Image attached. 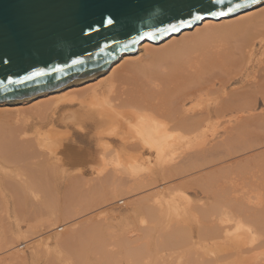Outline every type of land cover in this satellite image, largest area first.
I'll use <instances>...</instances> for the list:
<instances>
[{
  "label": "bare ground",
  "instance_id": "6f19581e",
  "mask_svg": "<svg viewBox=\"0 0 264 264\" xmlns=\"http://www.w3.org/2000/svg\"><path fill=\"white\" fill-rule=\"evenodd\" d=\"M258 55H264V8L217 20L206 17L177 36L142 41L107 72L16 103L0 102V264H264V202H255L248 186L244 191L249 196L243 193L244 182L235 175L242 160L235 161L236 172L235 167L233 173L218 172L214 149L223 150L222 140L211 144L204 137L206 130H217L214 120L221 118L225 121L218 131L224 133L243 136L247 127L264 128V75L248 84L242 81L262 59ZM231 81L241 85L227 89ZM252 136L246 137L249 143ZM85 138L87 145L94 144L97 157L81 146ZM253 142L254 149L264 144ZM238 143L232 142L236 147L244 144ZM240 145L237 149L251 147ZM233 150L227 154L236 155ZM261 153L243 156L257 163L251 171L248 162V167L242 164L247 170L239 168L240 178L241 172L258 176V167H264ZM192 163L201 167V204L191 205L192 199L180 197V192L176 202L167 197L169 188L175 189L171 184L161 183L167 192L159 191L160 181L195 170ZM139 168L148 173L141 175ZM87 172L97 182L74 201L75 188ZM192 180H186L188 185ZM239 183L241 193L235 189ZM131 193L141 195L135 201L126 197L136 205L130 212L135 222L123 224L128 225L122 230L127 236L122 247L112 245L121 232L113 233L115 217L104 218L105 210L95 212L97 218L104 214L101 222L91 215L92 225L74 218ZM71 217L73 228L58 229ZM110 245L117 249H107Z\"/></svg>",
  "mask_w": 264,
  "mask_h": 264
},
{
  "label": "water",
  "instance_id": "95a60500",
  "mask_svg": "<svg viewBox=\"0 0 264 264\" xmlns=\"http://www.w3.org/2000/svg\"><path fill=\"white\" fill-rule=\"evenodd\" d=\"M207 6L208 0H0V59L7 61L0 63V102L16 103L101 73L144 40L157 43L191 30L201 21L189 13L203 14ZM180 20L185 27L164 31ZM37 71L47 74L8 83Z\"/></svg>",
  "mask_w": 264,
  "mask_h": 264
},
{
  "label": "rangeland",
  "instance_id": "374dc122",
  "mask_svg": "<svg viewBox=\"0 0 264 264\" xmlns=\"http://www.w3.org/2000/svg\"><path fill=\"white\" fill-rule=\"evenodd\" d=\"M258 56H259L258 58H261V56H262V59H264V57H263L264 55H258ZM262 59H257V61L254 62V64H252V66H254V67H253V69H252L251 71H249V73H248L249 77H248V76H247V78L244 77V78L242 79V81L245 80L246 82H245V81H244V82L248 84V81H247V80H249V81L252 80V81H253V80H254V76H256L255 79L257 80V77L259 78V75H260V76H263V75H264V73H263L264 69H262V68H264V67H263L264 60H262ZM260 60H261V61H260ZM259 61L262 62V63H261L262 65H261L260 63H258ZM256 63H257L258 65H257ZM260 65H261V66H260ZM258 67H259V68H258ZM261 67H262V68H261ZM260 68H261L263 71H262ZM259 69H260V71H259ZM105 71H106V70H105ZM105 71H104V72H105ZM257 71H258V73H259V72H260V73H259V74H258V73L256 74ZM104 72H103V73H104ZM106 72H107V71H106ZM250 72H251L252 74H251ZM257 75H258V76H257ZM221 78H222V77H221ZM252 81H251V82H252ZM228 84H229V85H228ZM228 84H227V89H230V88H238V87L241 85V82H239V81H237V82H233V81H231V82H229ZM232 84H233V85H232ZM232 86H233V87H232ZM237 86H238V87H237ZM203 103H204V102H202V104H203ZM200 106H201V103L199 104L198 107H200ZM203 106H204V104H203ZM203 106H201V107H203ZM221 119H222V120H221ZM221 119H215V120H214L215 123H217V121H218V124H216V126H215V128H216L217 130H215L214 128H210V129L206 130V131H209V130H210L209 132H212V135H210L209 132H207V134H205L206 132L204 133V137L206 138V141H207L208 143H211V144L213 143V144H214L217 140H219V141L222 140V141L225 143V145H224V144H222V141L220 142L221 146L223 145V146L221 147V149H223V150H217V149H220V148H217V149L215 148V149H214L215 154H216V159H218V160H216V161H217V162L219 161L218 163L216 162L217 166H215V168L219 169L218 172H222V173H224V172H226V171H230V169H232L230 172L233 173V172H234V169H235V172H236V170H237V169L239 170L240 167H241V168H240V170H241V169L244 167V165L247 166V167H248V165H250V166L247 168V169L249 170V168L251 167V165L257 163V159H256V162H255V160H254V163H253L252 160H251L252 164H249V163H251V162L246 161V160H245L246 158L243 157V156H246V155L248 156L249 154H250L251 156H253V155H259V154L261 153V151H262V153H261L262 155H260V156H263V159H262V160L264 161V154H263V153H264V144H260L262 147H261V146H257V147H256L257 149H256V148L254 149L253 144L251 143V142H253V140H256V141H258V140L263 141V140H264L263 138H259V137L261 136V133H262V135L264 134V130H263V129H264V128H263V127H264V124H263V126H262L263 129H260L261 127L258 126V125H257L256 127L253 125V128H252V126H251L250 128L247 127L248 129L246 128V130H245L246 132H248L249 134H251L252 131L255 130L256 133H255V131H254L253 134L249 135V134H247L245 131H243V136H244V134H245V135H248V136H244V137H243V136H240V135H239V133L241 134V132H238V131H236L237 134H236V132H234L235 134H233V132H232V133H227V132L224 133V130H223V129H222V130H223L222 132H221V131H218V130H220V129L222 128V126H223V123H222V122L225 121L223 118H221ZM219 120H221V121H219ZM219 123H220V124H219ZM254 124H256V123H254ZM219 127H220V129H218ZM257 127H258V128L260 127V128H259L260 130H259ZM213 129H214V130H213ZM249 129H250L251 133H250ZM251 129H252V130H251ZM211 130H212V131H211ZM247 130H248V131H247ZM261 130H262L263 132H262ZM213 131H214L215 133H214ZM216 131H217V133H216ZM257 132H259V133H257ZM260 132H261V133H260ZM226 133H227V134H226ZM222 134H223L224 137H222ZM228 134H229V135H228ZM255 134H256V135H255ZM218 135H219V136H218ZM225 135H228V136H225ZM252 135H255L257 138H255V137L252 136ZM213 136H214V137H213ZM231 136H232V139H233L234 141H233L232 139L228 140L229 137H231ZM234 136H236V137H234ZM238 136H240V137H238ZM249 136H252V137H253V138H252L253 140H252L250 143L248 142L249 139H246V137L249 138ZM204 137H203V138H204ZM241 137L244 138V139L242 140V141H244V142L240 141L239 143H241V144L244 143L243 145H240V144L237 142V141H239V140H236V139H239V138H240V140H241ZM261 137H263V136H261ZM205 138H204V139H205ZM220 138H221V140H220ZM223 138H225L226 141L223 140ZM250 139H251V137H250ZM85 140H86V142H84V139H83V141L81 140V141H82V142L80 143L81 146H82L83 148H85V149L90 150V152L93 154L94 158L97 157V154H96L97 152H95L94 144H91V145L89 144V145H87V144L89 143V140L86 139V138H85ZM213 140H214L215 142H214ZM228 141H229V142L231 141V142H230L229 144H226V143H228ZM246 141H247L248 144L251 146L249 149L243 150V149H240V147H239L240 150L237 149L239 145L241 146V148H242L243 146H246V148H247V147H248V146H247L248 144H246ZM249 141H250V140H249ZM232 142H233V143H238L239 145L236 147L237 144H236V145H235V144H232ZM253 143H254V142H253ZM256 143H257V142H255V144H256ZM216 144H218V142H217ZM220 144L217 145V146L220 147ZM230 144H231V145H230ZM227 145H228V146L230 145V146L232 147V149H231L230 146H229V147H230V148H229ZM232 145H233V146H232ZM234 145H235V146H234ZM217 146H216V147H217ZM224 146H225V147H224ZM223 147H224V148H223ZM233 147H236V149H235L236 151L233 150ZM252 147H253V148H252ZM260 147H261V148H260ZM225 148H226V149H225ZM243 148H244V147H243ZM251 148H252V149H251ZM258 148H260V149H258ZM188 149H191V148H188ZM188 149H185V150L187 151ZM228 149H230V150H228ZM191 150H192V149H191ZM193 150H194V149H193ZM231 150H233L234 152H236V155L231 154L232 152L229 153V154H231V155L227 154L228 151H231ZM237 150H238V151H237ZM259 151H260V152H259ZM184 152H185V151H184ZM193 152H194V151L190 152V154L193 155ZM234 152H233V153H234ZM239 152H240V154H239ZM241 152H242V153H241ZM243 152H244V153H245V152H249V153H245V154H246V155H245ZM255 152H256V153H255ZM218 153H219V154H218ZM186 154H187V153L185 152L184 155H186ZM188 154H189V152H188ZM226 154H227V155H226ZM241 154H242V155H241ZM223 155H224L225 157H227V158H223V157H224ZM237 155H238V157H237ZM198 156H201V155H198ZM220 156H222V157H220ZM232 156H233V157H232ZM247 156H246V157H247ZM217 157H218V158H217ZM229 157L232 158V159L227 160ZM258 157H259V156H258ZM242 158H243V159H242ZM249 158H250V157H249ZM198 159H200V157H198ZM238 160H242V161H240V162H242V164H244L243 166H242V164H241L240 166H237V167H239V168H237V167L234 165V164L236 163L235 161H238ZM194 161H196V160H194ZM223 161H224V162H223ZM243 161H245V163H244ZM258 161H261V159L259 158ZM197 162H198V164L200 163L199 161H196V162H195V163H196V166H198ZM246 162H248V165L246 164ZM195 163H192V166L195 168V170L197 169L196 172H195V170L193 169V171H192L193 173H192V172H189V171L186 172L185 175H187V176H184V177H183V176H182V177L179 176V178H178V176H177V178L174 177V178H172V179H169L168 182H167V181H164V182H163V181H160V182L158 183L159 186H156V187H159V188H160L159 191H160V190L163 189V188L161 187V186H162L161 183L164 184V187H165L167 184H168V185L171 184L170 186H171L173 189L175 188L174 190H170V188H169V191L167 192L166 188L163 189V190L165 191V193L167 192V194H166L167 197H171V196H172V198H174V200H175V202H176V200H178V199H176L177 196L181 193V194L179 195L180 197H181V196H187V198H189V200L192 199L191 201H189L190 204L192 203L191 205H193V204H197V203H198V204H201V202L204 201L203 195H202V193H201L202 190L200 189V187H201V183H199L200 179H199V176H198V174L200 175V173H201V172L198 171V169L200 170L201 167L196 168V166H194ZM230 163H231V164H230ZM259 163H260V162H259ZM228 165H230L231 168L228 167ZM205 166H206V165H205ZM144 167H145V166H143V168H144ZM202 167L204 168V166H202ZM233 167H235V168L233 169ZM261 167H263V166H261ZM236 168H237V169H236ZM244 168L246 169V167H244ZM139 169H140V168H139ZM245 169H243L242 171H245V173L247 174L248 171H246L247 169H246V170H245ZM258 169H259V170H258ZM258 169H257L258 172H257L256 169H254V170H256L257 173H255V171H253V172H254L256 175H258V176H255V177H253V178H250V176H247V175H243V172H241V173H242V174H241L242 176H241V178H240V176H239L240 170H239V172H238V170H237L238 173H237V172H236L237 174L235 173V175H237V176L239 177V178H238V177L236 176V177H237V181H240V183H241V182H244V183H243V184L241 183L242 185H240V183H239L238 185L236 184L237 187L235 186V189L238 188L239 185H240L241 187L243 186V187H245L244 189H242L243 187L241 188V187L239 186V188L243 190V193L246 194V192L248 191L247 193H249V195H253L252 197H254L253 200H254L255 202H256V201H259V200H261L262 202H264V195H263V194H264V187H263V186H264V183H261V182H264V167H263V169L260 168V167H258ZM141 170H142V171H141ZM220 170H223V171H220ZM250 171H251V168H250ZM140 172H141V175H142V174H143V175L146 174V172L148 173L147 168H145L144 170L141 168V169H140ZM142 172H143V173H142ZM261 172H262V173H261ZM135 173H136V172H135ZM137 173H139L138 170H137ZM187 173H188V174H187ZM245 173H244V174H245ZM224 174H225V173H224ZM228 174L231 175V173H229V172H228ZM136 175H138V174H136ZM220 175H221V174H220ZM222 175H223V174H222ZM233 175H234V174H233ZM233 175H231L230 177L235 178V177H233ZM248 175H250V174H248ZM193 176H194V178H193ZM195 176H196V177H195ZM243 176H244V177L247 176V178H249L251 181H252V180H257V181H255V182L252 181V182H253V183H252L253 186H250V185H252V184H251V181H250L249 179L247 180V178H243ZM92 177H93V175H90V172H87L86 174H84V177H83V178H86L84 182L87 183V181L89 180V182H88V185H89V186H88L86 183L83 182L84 179L81 180V182H83V183H81L80 181H79L80 183H78V184L76 183V184H77V187L75 188V189H76L75 192L77 191V193H74V194L76 195V197L74 196V194H73L74 198L72 197L74 201H75V198H77V196L79 197L80 194H83V193H84V194H87V193L89 192V189L91 188V186L93 187V185H95V182H97V181H93ZM190 177H191V178H190ZM258 177H260L261 180H259L260 178L258 179ZM188 178H189V181H188L189 183H190V181H191L192 179H195V181L192 180V184H191V185H188V182L186 181V180H188ZM197 178H198V181H197V183H195L196 180H197ZM91 179H92V181H90ZM179 179H180V180H179ZM182 179H183V180H182ZM243 179H245V180H243ZM262 180H263V181H262ZM178 181H179V182L181 181V183H182V182H183V183H187V185H185V184L183 185V183L181 184V183H179ZM185 181H186V182H185ZM249 181H250V184H248ZM77 182H78V181H77ZM91 182H92V183H91ZM174 182H175V183H174ZM245 182H247V183L245 184ZM90 183H91V184H90ZM93 183H94V184H93ZM165 183H166V184H165ZM176 183H177V185H175ZM257 183L260 184V187L258 186ZM79 184H81V186H80ZM85 184H86L87 187L84 186ZM233 184H234V183H233ZM247 184H248V185H247ZM90 185H91V186H90ZM98 185H99V184H98ZM174 185H175V186H174ZM178 185H179V186H180V185H183L184 187L182 186L183 188L181 187V189H180V187H178ZM255 185H257L258 187L255 186ZM262 185H263V186H262ZM96 186H97V183H96ZM170 186H167V187H170ZM187 186H188V187H187ZM197 186H198L199 188H198ZM247 186H248V188H247ZM79 187H81V188H79ZM176 187L179 188V189H176ZM253 187H255V190H253V189H254ZM172 188H171V189H172ZM239 188L237 189V191H238L239 193H241L242 190H241V192H240V189H239ZM246 188H247V190H246ZM251 188H252V189H251ZM259 188H260V189H259ZM83 189H85V190H83ZM157 189H158V188H157ZM199 189H200V190H199ZM257 189H259V190L257 191ZM244 190H246V192H245ZM251 190H253V192H249V191H251ZM85 191H86L87 193H85ZM154 191H155V190H154ZM164 191H163V192H164ZM78 192H79V193H78ZM148 192H149V191H148ZM148 192H146V193H144V194H145L146 196H147V195H151V193H152L153 191L151 192V190H150L151 193H149V194H148ZM155 192H158V190H156ZM179 192H180V193H179ZM153 193H154V192H153ZM183 193H184V194H183ZM260 193H261V194H260ZM77 194H79V195H77ZM139 194L141 195V193H136V194L131 193L130 195H128V194L126 195V194H125V196L122 197V200H121L120 197L117 198V199H114V200H113L114 202H115V200H116V202H118L117 204H114V202H113L112 200H110V203L107 202V204H110L109 206H107V204L105 203L106 206L100 205L99 207H96V209L93 208L94 211L90 212V210H89V211H87V212L82 213V214L79 215V216H76L77 218H76V217H74V218L77 219L76 221L78 222V224H79V221H80V220H81V221H82V220H85V224H86L88 221H92V220L94 221V219H92V217L95 218L97 221H98L99 219L103 220V219L106 218V217H107V218H109V217H111V218L115 217L114 221H112L113 228L115 227V228H114L115 230L113 229V231H114L113 233H114V234H117V233L120 234L119 232H121V234H120V235H121V238H119V239H121V240H119V239H118V240H114V244H112V245H115L116 247H119V246L122 247L121 242H122L124 236H126V235H124V233H123L122 230H123L125 227H127L128 224H129V226H130V224H132V223L135 222V221H134V218H133V214H130V212H131V213H134V210H135V208H136V205H135V206H134V205H130V204H128V201L131 200L130 197H132V200H131V201H135L136 199H134V198H137V199H138V198L140 197ZM142 194H143V192H142ZM182 194H183V195H182ZM245 194H244V195H245ZM257 194H258V195H261V196H260V199H257V198H256V197H258ZM133 195L136 196V197H134ZM247 195H248V194H246V196H247ZM249 195H248V196H249ZM129 196H130V197H129ZM138 196H139V197H138ZM143 196H144V195H143ZM262 196H263V197H262ZM126 197H127V198L129 197L130 199L128 198V199H129V200H128ZM180 197H178V198H180ZM79 198H81V197H79ZM123 198H124V199H123ZM118 199H120V200H118ZM133 199H134V200H133ZM180 199H181V198H180ZM76 200H79V199L77 198ZM117 200H118V201H117ZM174 200H173V201H174ZM111 201H112V202H111ZM193 201H194V202H193ZM76 202H78V201H76ZM177 202H178V201H177ZM121 203H122V204H121ZM129 203H130V202H129ZM178 203H181V204H182V203H183V200H182V201L180 200V202H178ZM105 204H104V205H105ZM125 204H126V205H125ZM129 205H130V206H129ZM102 206H103V207H102ZM100 207H101V208H100ZM98 208H100V209H98ZM97 209H98L99 211H98ZM91 210H92V209H91ZM102 210H105L106 213H107V215L105 214L106 216L104 217V214H102L104 218H103V217L100 218L99 216H101V215H98V218H97V215H96V214H98L100 211L102 212ZM107 211H108V212H107ZM95 212H96V214H95ZM108 213H109L110 215H109ZM128 213H129V214H128ZM84 214H85V217H83ZM86 214H87V217H88V215H89L90 217L87 218V217H86ZM91 215H92V217H91ZM111 215H112V216H111ZM79 217L82 218V219H80ZM74 218L71 217L70 220L68 219V220H69V223L67 222L68 220L64 221L63 223H60V227H59L58 229H62V228H64V229H65V228H73V227H72V226H73V225H72V222H73L72 220H73ZM86 218H87L88 220H87ZM90 218H91V219H90ZM102 218H103V219H102ZM71 219H72V220H71ZM79 219H80V220H79ZM78 220H79V221H78ZM123 220H124V221H123ZM127 220H128V221H127ZM70 221H71V222H70ZM83 222H84V221H82L81 223L84 224ZM95 222H96V221H95ZM98 222H101V221H98ZM116 222H117V223H116ZM124 222H125V223H124ZM126 222H127L128 224H127L126 226L123 225V224H126ZM64 223H65V224H64ZM81 223H80V225L84 227L85 225H82ZM93 223H94V222H93ZM63 224H64L65 226H67V225H68V226H67V227H64ZM87 225H92V222H90V224H89V222H88ZM87 225H86V226H87ZM124 226H125V227H124ZM131 226H132V225H131ZM75 227L78 228L79 226H75ZM80 228H81V227H80ZM125 229H126V228H125ZM117 231H118V232H117ZM59 232H60V231L58 230L57 232H54L53 235L55 236V235L58 234ZM129 235H130V234H129ZM86 236H87V235H86ZM122 236H123V237H122ZM126 237H127V236H126ZM117 238H118V237H117ZM116 241H119V242H118L119 245H118V244H115ZM123 241H124V240H123ZM112 242H113V240H112ZM108 243L111 244V241H108ZM122 243H123V242H122ZM124 243H125V242H124ZM112 245L107 246V249H108V247H109V249H111V248L113 247ZM111 246H112V247H111ZM115 246H114V247H115ZM114 247H113V248H114ZM116 247H115V248H116ZM115 248H114L113 250H116V249H117V248H116V249H115ZM92 252H93V251H91V253H92ZM93 253H94V252H93ZM263 258H264V257H263ZM263 258H261V259H263ZM263 260H264V259H263ZM74 262H75V261H74ZM190 264H194V263H190Z\"/></svg>",
  "mask_w": 264,
  "mask_h": 264
},
{
  "label": "snow or ice",
  "instance_id": "6c2138e0",
  "mask_svg": "<svg viewBox=\"0 0 264 264\" xmlns=\"http://www.w3.org/2000/svg\"><path fill=\"white\" fill-rule=\"evenodd\" d=\"M226 5V7H225ZM219 6V7H218ZM251 6V7H250ZM260 8H264V0H208V6L203 11V14H196L192 16V13H189V16L196 21H202L205 16L210 17H226L232 13H239L241 10L247 12L251 10H259ZM107 23L111 25L113 23L112 19H108ZM185 21L180 20L178 24H171L169 28L164 29V31L176 32L178 28L185 27ZM152 38H154V34H149ZM0 63H7L3 59H0ZM75 63H82V61H75ZM62 69L57 68L56 71H61ZM47 73L44 72H33L31 75H25L22 80H12L9 79L8 83L16 84V83H24L28 80H33L37 76H43Z\"/></svg>",
  "mask_w": 264,
  "mask_h": 264
}]
</instances>
